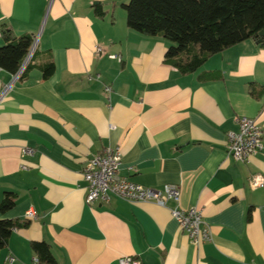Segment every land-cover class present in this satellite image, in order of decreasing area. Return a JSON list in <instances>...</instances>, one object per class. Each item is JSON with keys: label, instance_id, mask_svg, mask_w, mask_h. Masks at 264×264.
Wrapping results in <instances>:
<instances>
[{"label": "crops", "instance_id": "0c3cea01", "mask_svg": "<svg viewBox=\"0 0 264 264\" xmlns=\"http://www.w3.org/2000/svg\"><path fill=\"white\" fill-rule=\"evenodd\" d=\"M119 8L118 0H0V46L5 28L38 37L32 66L0 104V201L17 194L0 218L28 222L0 264H34L35 241L51 245L56 264L128 255L143 264H264V187L249 183L264 175V93H252L264 89V47L249 39L182 74L165 61L170 43L130 29ZM210 72L222 77L201 78ZM12 76L0 67V91ZM239 116L263 130V149L248 162L227 154ZM108 147L119 148V173L132 182L178 185L179 206L202 210L211 240L193 242L172 200L89 205L84 169ZM29 209L38 217L27 218Z\"/></svg>", "mask_w": 264, "mask_h": 264}, {"label": "trees", "instance_id": "16d2710c", "mask_svg": "<svg viewBox=\"0 0 264 264\" xmlns=\"http://www.w3.org/2000/svg\"><path fill=\"white\" fill-rule=\"evenodd\" d=\"M127 25L146 36H160L167 40L165 61L182 74H191L201 68L213 55L234 45L255 39L264 47V0H129L122 3ZM100 16L105 14L97 6ZM5 44L0 46V67L16 73L34 42L29 34L16 36L11 29H4ZM32 66L29 63L23 78ZM54 63L43 66L44 76L54 71ZM220 72L206 73L203 80L221 78ZM252 93L262 96L264 89ZM17 202V194L6 192L0 201V212L7 213ZM10 218H0V251L8 244L13 231L27 226ZM32 248L42 264H56L51 245L35 241Z\"/></svg>", "mask_w": 264, "mask_h": 264}, {"label": "built area", "instance_id": "2783aa9c", "mask_svg": "<svg viewBox=\"0 0 264 264\" xmlns=\"http://www.w3.org/2000/svg\"><path fill=\"white\" fill-rule=\"evenodd\" d=\"M38 44V37L34 42L24 59L22 65L12 79L5 83L0 91V104L13 90L17 81L23 78V75L32 61ZM103 49L97 47V52L102 53ZM119 57V55H113ZM106 90L111 92V88ZM239 125L238 131H231L228 135L227 154L236 161L248 162L250 158L263 149V130L255 118L248 116L236 117ZM28 151V150H26ZM32 150L29 149V152ZM122 162V153L119 148L108 147L103 152L93 155L89 158L85 169L84 177L87 181L86 202L89 205L95 203L109 202L113 197H120L130 201H155L159 205H166L172 200L178 206L172 208V215L179 221L183 231H185L196 245H200L205 240H211V232L206 225L202 210L197 207L182 208L179 206L181 199V188L176 184H167L163 189H153L144 187L140 184L120 175V165ZM250 186L254 189L264 187V175L256 173L250 178ZM26 217L37 218V212L29 209ZM9 261H15V257L10 256ZM34 264H42L36 257ZM119 264H143L140 259L134 256H122L119 258Z\"/></svg>", "mask_w": 264, "mask_h": 264}, {"label": "rangeland", "instance_id": "374dc122", "mask_svg": "<svg viewBox=\"0 0 264 264\" xmlns=\"http://www.w3.org/2000/svg\"><path fill=\"white\" fill-rule=\"evenodd\" d=\"M118 1H119V7H122L121 4H122V3H126V2H128L129 0H118ZM119 9L122 10L123 12H124V10H125L124 8H119ZM120 10H119V11H120Z\"/></svg>", "mask_w": 264, "mask_h": 264}, {"label": "water", "instance_id": "95a60500", "mask_svg": "<svg viewBox=\"0 0 264 264\" xmlns=\"http://www.w3.org/2000/svg\"><path fill=\"white\" fill-rule=\"evenodd\" d=\"M261 35H262V36L264 35V30L261 32Z\"/></svg>", "mask_w": 264, "mask_h": 264}]
</instances>
